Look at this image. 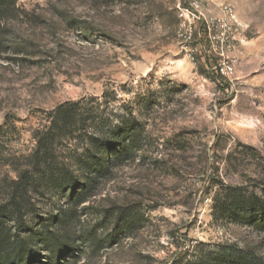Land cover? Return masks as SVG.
Instances as JSON below:
<instances>
[{"label":"rangeland","instance_id":"1","mask_svg":"<svg viewBox=\"0 0 264 264\" xmlns=\"http://www.w3.org/2000/svg\"><path fill=\"white\" fill-rule=\"evenodd\" d=\"M200 1L202 41L180 0H16L0 15V202L63 103L91 101L136 135L85 202L36 185L19 221L3 220L31 264H264V234L213 209L227 187L264 195V0Z\"/></svg>","mask_w":264,"mask_h":264},{"label":"trees","instance_id":"2","mask_svg":"<svg viewBox=\"0 0 264 264\" xmlns=\"http://www.w3.org/2000/svg\"><path fill=\"white\" fill-rule=\"evenodd\" d=\"M16 0H0V15H6L14 8ZM101 106L91 105V101L78 100L57 106L49 114V127L38 132L32 152L24 162L16 164L4 199L0 202V255H11L7 264H31L35 256L28 245H16L12 236L3 233V220L19 221L23 204L27 203L31 190L48 184L54 188H72L76 192L73 199L85 202L95 193L100 181L107 179L114 166V160L125 158L129 150L136 146L133 129L121 125H107L101 118ZM103 123L100 127L97 124ZM3 127L0 126V132ZM86 138V146L81 152L69 157L68 163L57 162L58 146L65 139ZM9 165L0 147V168ZM213 209L224 219H233L241 225H249L264 234V195L243 193L239 188L223 189L218 199L213 200ZM66 251L68 246H64ZM237 264H263L259 258L244 257Z\"/></svg>","mask_w":264,"mask_h":264},{"label":"built area","instance_id":"3","mask_svg":"<svg viewBox=\"0 0 264 264\" xmlns=\"http://www.w3.org/2000/svg\"><path fill=\"white\" fill-rule=\"evenodd\" d=\"M177 10L179 16L183 19V24L186 28L185 30L190 32L192 27H194V30L198 32L201 41L203 39L201 38L203 32H207L208 35L210 34V31H208L210 30V25L205 15V9L200 0H180L177 5ZM226 13L230 14L231 10L226 9ZM196 23L200 25L195 27L194 24ZM231 71V68L228 66L225 68L224 74H228Z\"/></svg>","mask_w":264,"mask_h":264}]
</instances>
